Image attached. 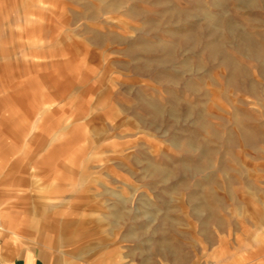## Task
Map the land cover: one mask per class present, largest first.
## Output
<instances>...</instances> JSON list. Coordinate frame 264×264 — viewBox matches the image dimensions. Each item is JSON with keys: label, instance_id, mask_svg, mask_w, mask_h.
Masks as SVG:
<instances>
[{"label": "rangeland", "instance_id": "374dc122", "mask_svg": "<svg viewBox=\"0 0 264 264\" xmlns=\"http://www.w3.org/2000/svg\"><path fill=\"white\" fill-rule=\"evenodd\" d=\"M0 185L71 264H264V0H0Z\"/></svg>", "mask_w": 264, "mask_h": 264}, {"label": "crops", "instance_id": "0c3cea01", "mask_svg": "<svg viewBox=\"0 0 264 264\" xmlns=\"http://www.w3.org/2000/svg\"><path fill=\"white\" fill-rule=\"evenodd\" d=\"M0 185V264H71L57 249L39 243L33 233H24L20 227L16 206H6L7 193Z\"/></svg>", "mask_w": 264, "mask_h": 264}]
</instances>
